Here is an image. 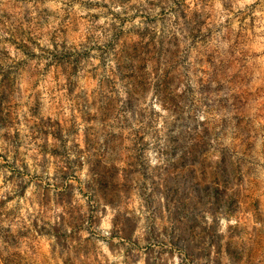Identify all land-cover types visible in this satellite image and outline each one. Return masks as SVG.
<instances>
[{
    "label": "rangeland",
    "instance_id": "obj_1",
    "mask_svg": "<svg viewBox=\"0 0 264 264\" xmlns=\"http://www.w3.org/2000/svg\"><path fill=\"white\" fill-rule=\"evenodd\" d=\"M118 263L264 264V0H0V264Z\"/></svg>",
    "mask_w": 264,
    "mask_h": 264
},
{
    "label": "built area",
    "instance_id": "obj_2",
    "mask_svg": "<svg viewBox=\"0 0 264 264\" xmlns=\"http://www.w3.org/2000/svg\"><path fill=\"white\" fill-rule=\"evenodd\" d=\"M107 261H115V258L114 257H109V259H107ZM120 264V263H118Z\"/></svg>",
    "mask_w": 264,
    "mask_h": 264
}]
</instances>
